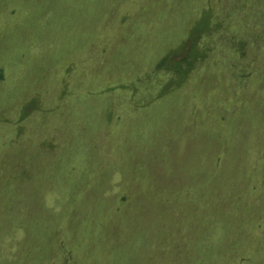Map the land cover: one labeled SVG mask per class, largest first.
<instances>
[{
    "label": "rangeland",
    "instance_id": "1",
    "mask_svg": "<svg viewBox=\"0 0 264 264\" xmlns=\"http://www.w3.org/2000/svg\"><path fill=\"white\" fill-rule=\"evenodd\" d=\"M0 264H264V0H0Z\"/></svg>",
    "mask_w": 264,
    "mask_h": 264
},
{
    "label": "trees",
    "instance_id": "2",
    "mask_svg": "<svg viewBox=\"0 0 264 264\" xmlns=\"http://www.w3.org/2000/svg\"><path fill=\"white\" fill-rule=\"evenodd\" d=\"M250 256H251V257H250L251 260L255 258V255L252 254V253H250Z\"/></svg>",
    "mask_w": 264,
    "mask_h": 264
}]
</instances>
